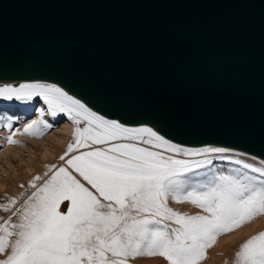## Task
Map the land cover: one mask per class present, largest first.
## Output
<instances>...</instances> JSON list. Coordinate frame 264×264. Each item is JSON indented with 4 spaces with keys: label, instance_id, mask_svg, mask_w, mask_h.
<instances>
[{
    "label": "water",
    "instance_id": "obj_1",
    "mask_svg": "<svg viewBox=\"0 0 264 264\" xmlns=\"http://www.w3.org/2000/svg\"><path fill=\"white\" fill-rule=\"evenodd\" d=\"M0 79L264 159V0H0Z\"/></svg>",
    "mask_w": 264,
    "mask_h": 264
},
{
    "label": "snow or ice",
    "instance_id": "obj_2",
    "mask_svg": "<svg viewBox=\"0 0 264 264\" xmlns=\"http://www.w3.org/2000/svg\"><path fill=\"white\" fill-rule=\"evenodd\" d=\"M0 97H40L52 115L66 113L76 126L60 156L69 157L66 166L36 176L34 190L12 212L17 219L0 222V264H129L138 257L201 264L219 236L264 215V161L254 167L236 159L242 168L217 173L208 167L212 156L230 160L228 149L185 147L151 127L124 126L51 83L6 84ZM41 124L51 127L33 120L23 134L41 135ZM8 142L17 141L9 135ZM170 199L202 214L175 211ZM235 264H264V231L239 246Z\"/></svg>",
    "mask_w": 264,
    "mask_h": 264
},
{
    "label": "rangeland",
    "instance_id": "obj_3",
    "mask_svg": "<svg viewBox=\"0 0 264 264\" xmlns=\"http://www.w3.org/2000/svg\"><path fill=\"white\" fill-rule=\"evenodd\" d=\"M53 84L61 87L56 83ZM11 85L13 86V84ZM61 88L65 90L63 87ZM33 120H43L46 124L51 125V127L44 128L43 124H41L39 125L42 131L41 135L23 134L25 125L30 124ZM9 124L11 127H8ZM68 125L73 126V130L69 135H66L64 129ZM75 127L66 113L52 115L40 97H33L30 101H18L15 98L8 101L0 97V222L9 217H12L13 221L17 219V217L12 216V212L16 210V207L23 198L26 197L25 199H27L32 193L34 189L31 188L30 183L36 176L46 179L45 173H49V168L52 165L56 167L66 166L65 161L69 157H65V161H62L60 160V156L64 155L67 151V145L73 141ZM9 135L17 142L9 143ZM94 147H103V145H96ZM85 150L87 149H80V151ZM73 154L75 153H71L69 156ZM223 155L230 157V160H221L218 158V154H213L212 164L208 167L214 169L217 173L228 174L234 169L242 168V165H236L232 162L236 159L241 160L243 163L251 164L254 167L262 166L256 159L250 157H254V155L250 154V156H247L246 153L240 150L238 152L229 150ZM256 158L259 159L258 157ZM199 171H204V169ZM244 171H248L250 175H258L251 173L250 170ZM73 174L77 175V178L86 184L78 174ZM40 183H42V180L37 181L38 185ZM12 199L17 201L16 205L10 206L9 211H4V206H8ZM168 206L175 211L187 215L202 214L201 209L188 202L177 203L170 199ZM261 231H264V215L254 218L239 229L219 236L216 243L206 251V258L201 261V264H235V253L239 250V246ZM129 264H167V262L161 257H138L135 259L130 258Z\"/></svg>",
    "mask_w": 264,
    "mask_h": 264
},
{
    "label": "bare ground",
    "instance_id": "obj_4",
    "mask_svg": "<svg viewBox=\"0 0 264 264\" xmlns=\"http://www.w3.org/2000/svg\"><path fill=\"white\" fill-rule=\"evenodd\" d=\"M37 82H39V83H50L49 81L48 82H45V81H43V80H1L0 79V86H3V85H6V84H9V85H11V84H13V86L15 85V86H18L19 84H21V83H37ZM51 84H53V82L51 83ZM59 85V84H58ZM62 87V86H61ZM65 89V88H64ZM65 91L66 92H68V94L69 95H72L74 98H76V99H79V100H81L80 98H78V97H76V96H74L72 93H70L68 90H66L65 89ZM81 102L83 103L84 101H82L81 100ZM84 104L86 105V107H88V108H90V110H92V111H95L98 115H102V116H104L103 114H101V113H99V112H97L96 110H94V109H92L90 106H88L85 102H84ZM105 118H107V119H111V118H108V117H106V116H104ZM117 120V119H116ZM118 122H120L119 120H117ZM120 123H122V122H120ZM122 124H124V123H122ZM125 125H128V124H125ZM124 125V126H125ZM127 127H134V125L133 126H127ZM135 127H151V128H153L152 126H149V125H147V124H143V125H136ZM72 130H73V126H66L65 127V129H64V131L66 132V135H69L71 132H72ZM153 130H155L154 128H153ZM156 131V130H155ZM64 132V133H65ZM160 134V133H159ZM67 138V137H66ZM66 138H64V139H66ZM166 138V137H165ZM168 139V138H167ZM171 142H173V143H176V142H174V141H172V140H170ZM177 144H179V143H177ZM183 145V144H182ZM187 146V145H186ZM191 147H194V148H202V147H200V146H191ZM190 147V148H191ZM204 147H219V146H216V145H212V146H206V145H204ZM221 148H225V149H228V150H230V151H236V152H238L239 150L238 149H234V148H229V147H222V146H220ZM240 151H242V150H240ZM242 152H244V153H246V155L247 156H250V153L248 154V152H245V151H242ZM251 155H254V154H251ZM256 155H254V157L253 156H250V157H252V159L254 158V159H256L257 161H258V163L261 165V161H264V159L263 158H261V157H259V156H256V157H258L259 159H257L256 157H255ZM263 159V160H262ZM26 198V197H25ZM25 198H23L21 201H20V203L18 204V206H21L20 204L25 200ZM17 206V207H18ZM17 207H16V209H17ZM60 210L61 211H66V207H65V205L64 204H61V206H60ZM9 214H10V212H9ZM7 217V216H6ZM0 258H2V257H0Z\"/></svg>",
    "mask_w": 264,
    "mask_h": 264
}]
</instances>
